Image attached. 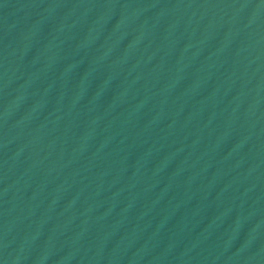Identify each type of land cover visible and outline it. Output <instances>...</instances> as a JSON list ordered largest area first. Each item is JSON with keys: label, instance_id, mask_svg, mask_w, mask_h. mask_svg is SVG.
I'll return each instance as SVG.
<instances>
[{"label": "water", "instance_id": "95a60500", "mask_svg": "<svg viewBox=\"0 0 264 264\" xmlns=\"http://www.w3.org/2000/svg\"><path fill=\"white\" fill-rule=\"evenodd\" d=\"M0 264H264V0H0Z\"/></svg>", "mask_w": 264, "mask_h": 264}]
</instances>
